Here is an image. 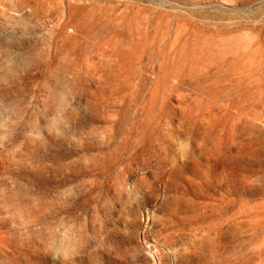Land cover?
<instances>
[{
  "label": "rangeland",
  "instance_id": "rangeland-1",
  "mask_svg": "<svg viewBox=\"0 0 264 264\" xmlns=\"http://www.w3.org/2000/svg\"><path fill=\"white\" fill-rule=\"evenodd\" d=\"M0 264H264V0H0Z\"/></svg>",
  "mask_w": 264,
  "mask_h": 264
}]
</instances>
